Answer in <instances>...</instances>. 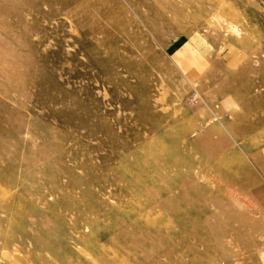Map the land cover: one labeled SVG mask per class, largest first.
<instances>
[{
  "label": "rangeland",
  "instance_id": "rangeland-1",
  "mask_svg": "<svg viewBox=\"0 0 264 264\" xmlns=\"http://www.w3.org/2000/svg\"><path fill=\"white\" fill-rule=\"evenodd\" d=\"M0 264H264V0H0Z\"/></svg>",
  "mask_w": 264,
  "mask_h": 264
},
{
  "label": "crops",
  "instance_id": "crops-1",
  "mask_svg": "<svg viewBox=\"0 0 264 264\" xmlns=\"http://www.w3.org/2000/svg\"><path fill=\"white\" fill-rule=\"evenodd\" d=\"M213 42H206L200 36H192L185 41L180 47L173 51V56L178 59L179 65L193 78H196L197 85L195 89L198 90L202 102L205 103V93L202 90H206L207 84L198 79L205 73L208 75L215 74L216 66H221L223 74L231 73V78L234 79L235 71L234 67L237 66L238 53L230 46L226 45H214ZM217 72V71H216ZM195 80V81H196ZM216 80V79H212ZM211 94L221 91L230 90L233 88L232 81L225 78L224 81L213 85ZM201 92V94H200ZM226 98V97H225ZM206 104V103H205Z\"/></svg>",
  "mask_w": 264,
  "mask_h": 264
}]
</instances>
